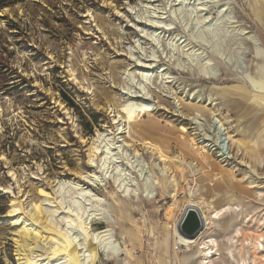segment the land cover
<instances>
[{
	"label": "rangeland",
	"instance_id": "374dc122",
	"mask_svg": "<svg viewBox=\"0 0 264 264\" xmlns=\"http://www.w3.org/2000/svg\"><path fill=\"white\" fill-rule=\"evenodd\" d=\"M259 3L11 0L0 11V264H81L77 245L50 224L44 203L65 212L57 182L95 171L88 152L98 131L140 154L156 191L145 197L135 172L139 198L121 197L111 179L92 187L106 200L110 223L89 224L86 215L67 213L85 237L92 264H200L197 246L186 243L194 239L175 232L186 205L201 210L206 225L200 235L217 241L214 264L252 263L251 242L264 233V67L256 72L264 61L241 28L264 44ZM154 10L175 25L162 38L177 42L167 45L166 55L145 35L155 31L144 24ZM136 58L156 61L149 62L153 69H166L170 78L161 87L149 85L147 100L133 99L141 109L124 114L123 106L133 104L125 88L142 92ZM208 59L217 80L202 72ZM244 80L252 90L246 99L224 101L213 90ZM214 112L241 142L240 148L226 142L230 160H222L215 144L201 142L207 127L192 121L200 114L211 122ZM118 114L119 125L130 127L126 134H118ZM207 209L222 213L212 229ZM107 227L121 247L112 257L91 239V232Z\"/></svg>",
	"mask_w": 264,
	"mask_h": 264
},
{
	"label": "bare ground",
	"instance_id": "6f19581e",
	"mask_svg": "<svg viewBox=\"0 0 264 264\" xmlns=\"http://www.w3.org/2000/svg\"><path fill=\"white\" fill-rule=\"evenodd\" d=\"M223 11L224 10H222L221 12ZM172 15H177L176 10L172 12ZM167 19L168 18L165 12L157 14V12L154 10L152 15L149 14L147 18H144V20H146L145 23L143 22L144 24L147 23V27L149 26L151 28H155V31L152 34L145 35H147L153 41L152 43L156 44L157 47H159L163 51V55L165 54L167 45L169 47H176L177 45V42H175L176 38H173L171 40L172 42L167 44H164L162 41V38L165 36V34H167L166 31L175 29L174 23L171 20ZM142 33L144 35L145 30H143ZM241 33L243 34L242 38L246 37L245 39L254 43V46L260 47V50L257 51L256 55L258 57L263 56L260 59L261 62L264 61V54L262 55V49H264V44L262 43L260 38L253 34L248 35V33L245 32L244 28H241ZM186 46H188V44ZM134 53H136L134 50L130 51V55L133 58H135L136 56ZM151 58H158L157 53L155 51H153ZM136 59L139 63L136 68H138V72H140L142 79V82H140L138 85L140 90H142V92H146V94L144 93L141 96L140 93L142 92H132V87L125 88V92L128 95V99H131L133 104H127L123 106L121 113L124 114L138 112L141 109V107L139 106V101H133V99L144 97V100H147L146 96H148V94L150 93L147 90L149 85L152 84L157 85V87H161L162 84L168 83H164L163 81H166L170 78V73L168 71L166 72V69H163L162 71L153 69L151 63L156 61L151 60L143 62L141 59ZM206 64L208 65L202 68V72L204 73V75L208 79L217 80V74L214 69H212V66H210L209 59L206 61ZM262 67H264L263 64L257 65L256 72H259L260 74L263 69ZM238 72L242 73L241 70H238ZM132 78H134V76H132ZM160 79L161 81H159ZM134 80H130L133 81L131 83L132 86L133 84H136ZM244 82L245 83L243 85L218 86L214 87L213 90L216 95L220 96L224 101H226L227 96H238L243 99H246V96L251 95L252 90L247 85L246 80H244ZM92 88L90 89L92 90ZM113 120L115 124L119 126L118 134L128 133L130 127L128 128L119 125V120H123V116L118 114L117 118L115 117ZM192 121H194L193 123L195 125H199L200 127H207V130L204 128L205 133L201 134L203 139L201 142H203L204 145L208 143L206 146H209V144L211 143L212 145L215 144L214 147H217L221 150L222 155L220 156H224L226 154V152H224V150L220 148L224 147L223 143H225L226 141L228 142V147L231 144L235 145L236 143H238L237 146H239L240 148L241 142L239 141V139H237L236 135L229 130L227 123L224 121V119L220 116L218 112L213 113L211 117V122H208L200 114H196L195 117L192 118ZM121 141L123 143L119 144V141H116L113 137H111V133L98 131L96 133V136L91 141V145L89 147L88 152V163L91 165V167H94L95 171L81 173L80 180L78 181L73 179L68 181L57 182L56 191L60 200V204L64 208L65 212H56L52 208V202L44 203L50 224L54 228L63 232L65 235L71 237L77 245L79 249V258L81 264H92L93 256L88 251L85 243L83 242L85 238L83 233L77 229V226L73 221L74 219H71V217L67 216V213L71 215H86L89 224H91L94 220H102V222H105L106 224L110 223L109 218L106 217V214L108 212L106 211L107 208H105V206H107L106 200L97 193H95L92 187L98 188L97 186L99 185L107 186V180L111 179L116 185L118 192L122 194L121 197L127 199H130L131 197L139 198L140 195L138 191L140 189L138 186V182H136L135 176L133 174L137 172L139 176H141V180H143V188L141 193L145 197H152L154 196L156 191V188L150 179L152 177V172L151 170H149V168L146 167L140 154L137 151H135L134 155L130 154V152H128V148L130 147V145L126 143L124 139H122ZM124 162L129 165V168L127 166H123ZM188 167L191 170V167ZM83 182L88 184V186H86V184ZM173 183H176V180L174 178ZM116 204L119 205L120 202L117 201ZM206 211L207 214L205 213V218L208 219V229H212L216 226V221L220 219L222 213L220 211H216L215 214L212 215L213 211L211 212L210 209H207ZM175 228L177 229L176 225ZM175 232L177 233L178 230H176ZM238 233L239 235L242 234V232ZM91 239L103 252V254L108 257L118 255L121 250L120 243L117 241L115 232L111 227L91 232ZM207 239L199 235L198 237L194 238V240H186V243L191 248V250L193 248L194 243L197 246V252L203 256V259L200 260V264H214L216 259L215 256L219 255L220 252L219 246L216 243L217 241L215 242L212 239ZM263 239L264 233L256 236V239L254 238L251 242L253 255L251 264H264V254L261 252V249L264 247L262 243ZM128 251L129 249L127 248V252ZM63 262L64 261H58L54 264H65ZM242 262L244 264V260H242Z\"/></svg>",
	"mask_w": 264,
	"mask_h": 264
},
{
	"label": "water",
	"instance_id": "95a60500",
	"mask_svg": "<svg viewBox=\"0 0 264 264\" xmlns=\"http://www.w3.org/2000/svg\"><path fill=\"white\" fill-rule=\"evenodd\" d=\"M177 230L182 236L191 239L198 237L205 230L201 210L197 206L186 205L177 222Z\"/></svg>",
	"mask_w": 264,
	"mask_h": 264
},
{
	"label": "built area",
	"instance_id": "2783aa9c",
	"mask_svg": "<svg viewBox=\"0 0 264 264\" xmlns=\"http://www.w3.org/2000/svg\"><path fill=\"white\" fill-rule=\"evenodd\" d=\"M226 142L223 143L224 144V147H220V148H222L224 150V152H226V154L224 156H220V155H222L221 150L219 148H217V147H214V148H216V150H219V156L222 158V160H230V159H232L231 154H229L230 151H229V149L227 147Z\"/></svg>",
	"mask_w": 264,
	"mask_h": 264
},
{
	"label": "trees",
	"instance_id": "16d2710c",
	"mask_svg": "<svg viewBox=\"0 0 264 264\" xmlns=\"http://www.w3.org/2000/svg\"><path fill=\"white\" fill-rule=\"evenodd\" d=\"M10 1L11 0H0V11L2 9H4L5 7L11 6L12 4H10ZM71 105L74 107L73 103ZM0 197H2V196H0Z\"/></svg>",
	"mask_w": 264,
	"mask_h": 264
},
{
	"label": "crops",
	"instance_id": "0c3cea01",
	"mask_svg": "<svg viewBox=\"0 0 264 264\" xmlns=\"http://www.w3.org/2000/svg\"><path fill=\"white\" fill-rule=\"evenodd\" d=\"M263 2H264V0H262ZM260 4V3H259ZM263 4V3H262ZM262 4H260V11H261V14H262V16H264V4L262 5ZM264 19V18H263Z\"/></svg>",
	"mask_w": 264,
	"mask_h": 264
}]
</instances>
